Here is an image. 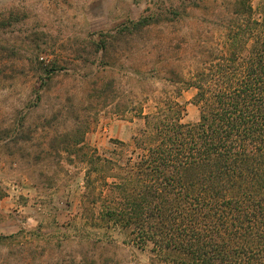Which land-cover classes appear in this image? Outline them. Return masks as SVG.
Wrapping results in <instances>:
<instances>
[{"label": "rangeland", "instance_id": "obj_1", "mask_svg": "<svg viewBox=\"0 0 264 264\" xmlns=\"http://www.w3.org/2000/svg\"><path fill=\"white\" fill-rule=\"evenodd\" d=\"M222 2L0 0V264H72L87 252L147 262L136 249L88 245L89 160L133 142L163 79L196 65ZM138 20L148 23L137 30ZM194 94L179 97L187 121L199 117Z\"/></svg>", "mask_w": 264, "mask_h": 264}, {"label": "trees", "instance_id": "obj_2", "mask_svg": "<svg viewBox=\"0 0 264 264\" xmlns=\"http://www.w3.org/2000/svg\"><path fill=\"white\" fill-rule=\"evenodd\" d=\"M222 4L196 65L162 78L133 142L89 160L82 229L93 252L101 243L141 251L148 260L136 264H264V0ZM190 88L196 121L179 99ZM103 260L87 252L72 264H119Z\"/></svg>", "mask_w": 264, "mask_h": 264}]
</instances>
